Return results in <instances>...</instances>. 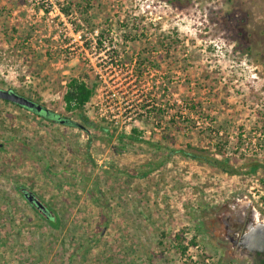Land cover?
Returning a JSON list of instances; mask_svg holds the SVG:
<instances>
[{"label": "rangeland", "instance_id": "1", "mask_svg": "<svg viewBox=\"0 0 264 264\" xmlns=\"http://www.w3.org/2000/svg\"><path fill=\"white\" fill-rule=\"evenodd\" d=\"M71 77L97 83L90 123L64 110ZM0 88L78 124L0 99V264L250 262L223 220L264 216V0H0ZM187 143L239 173L166 159Z\"/></svg>", "mask_w": 264, "mask_h": 264}, {"label": "trees", "instance_id": "2", "mask_svg": "<svg viewBox=\"0 0 264 264\" xmlns=\"http://www.w3.org/2000/svg\"><path fill=\"white\" fill-rule=\"evenodd\" d=\"M168 1L170 3H173L176 0H168ZM59 9L64 15H68L71 11L70 6H67L65 8L60 7ZM96 86H97V83L94 84L92 82V83L88 84L82 78H78V77L69 78L65 84L66 89H65V92L62 96V100L64 102V110L66 112L76 114L83 121L90 123L89 118L83 113V108H84L85 104L90 100L92 95L94 94ZM19 95L24 96L21 93ZM24 97L32 100L30 97H27V96H24ZM4 101L9 103V101H6V100H4ZM15 105H17V104H15ZM17 106L24 108L26 110H29V111H31V112L39 115V116H43L45 119H47L49 121L55 120L54 118L57 117V115L51 111H49L48 115H44L41 112H37L35 110L29 109V108H26V107H23L20 105H17ZM65 123L69 126L78 125V124H76V122H74L68 118L65 119ZM131 133L132 134L131 135L128 134V136H126V138H129L130 140L135 139L138 141H145V143L153 145L148 140H143V139L141 140V138H139L138 136H134L133 133L134 134L137 133L136 128H132ZM194 149H196V148L189 143L186 144L185 148H175V149H171V150L169 148L168 153L166 155V159H167V157L172 155L174 152H178L179 154H181L182 156H184L186 158H191V159L197 160L199 162H204L208 165H211L213 167L220 169L224 173L232 174V175L239 173L238 169L232 167L231 164H229V161L226 157L223 156L222 158H218L217 156L211 155L210 153H207V152L206 153H197V152L193 151ZM218 151H220V150H218ZM165 161H166L165 159L161 160L158 164H156V166L163 164V162H165ZM259 167H262V170L264 171V166L262 164H260L258 162H252L249 164L248 171L250 173H256V171L258 170ZM151 169H153V168H150V170ZM147 173H148V171H145V172H143L142 175H146ZM262 181H264V180L262 179ZM16 190L20 193L21 197H23V199L30 206V208H32L38 214V216L45 221V223L48 226H50L52 228H57L60 225V219L58 217L57 212L54 209H52L51 207H49L48 204L39 200L31 190L25 188V186H23V185H17ZM36 201H39L42 204L43 209L36 203ZM190 244L194 245V246L197 245L194 243L193 239L190 241ZM180 247H181L182 252H185V250L187 249V245H182Z\"/></svg>", "mask_w": 264, "mask_h": 264}, {"label": "flooded vegetation", "instance_id": "3", "mask_svg": "<svg viewBox=\"0 0 264 264\" xmlns=\"http://www.w3.org/2000/svg\"><path fill=\"white\" fill-rule=\"evenodd\" d=\"M45 108L42 106L40 111L42 114ZM47 111L49 114L50 110L47 109ZM54 119L60 122L65 121ZM253 210L251 206L250 209H233L232 212H227L223 220L224 239L237 247L241 257L250 259L247 264H264V216L256 208L259 221L254 224L251 216Z\"/></svg>", "mask_w": 264, "mask_h": 264}, {"label": "water", "instance_id": "4", "mask_svg": "<svg viewBox=\"0 0 264 264\" xmlns=\"http://www.w3.org/2000/svg\"><path fill=\"white\" fill-rule=\"evenodd\" d=\"M0 99L6 100L11 103L35 110L37 112H40L42 110V105L34 102L33 100H30L22 95H19L18 93L10 90V89H1L0 88ZM43 114L48 115L47 109H43ZM1 145V144H0ZM36 203L43 209L42 204L39 201H36Z\"/></svg>", "mask_w": 264, "mask_h": 264}, {"label": "bare ground", "instance_id": "5", "mask_svg": "<svg viewBox=\"0 0 264 264\" xmlns=\"http://www.w3.org/2000/svg\"><path fill=\"white\" fill-rule=\"evenodd\" d=\"M251 216H252V218L254 220V224L258 223L259 218H258V214H257V212L255 210L252 211V215Z\"/></svg>", "mask_w": 264, "mask_h": 264}, {"label": "built area", "instance_id": "6", "mask_svg": "<svg viewBox=\"0 0 264 264\" xmlns=\"http://www.w3.org/2000/svg\"><path fill=\"white\" fill-rule=\"evenodd\" d=\"M253 209L255 210L256 209V207L255 206H253ZM195 248H197V245L196 246H194ZM206 260H208V259H206Z\"/></svg>", "mask_w": 264, "mask_h": 264}]
</instances>
